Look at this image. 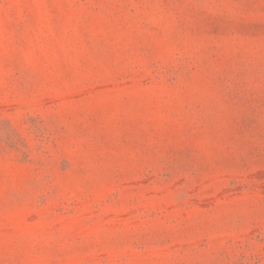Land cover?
<instances>
[{
	"label": "rangeland",
	"instance_id": "rangeland-1",
	"mask_svg": "<svg viewBox=\"0 0 264 264\" xmlns=\"http://www.w3.org/2000/svg\"><path fill=\"white\" fill-rule=\"evenodd\" d=\"M0 264H264V0H0Z\"/></svg>",
	"mask_w": 264,
	"mask_h": 264
}]
</instances>
